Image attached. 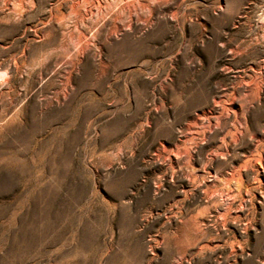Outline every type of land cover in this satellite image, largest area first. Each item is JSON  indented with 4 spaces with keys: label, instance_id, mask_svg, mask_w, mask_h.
Masks as SVG:
<instances>
[{
    "label": "rangeland",
    "instance_id": "374dc122",
    "mask_svg": "<svg viewBox=\"0 0 264 264\" xmlns=\"http://www.w3.org/2000/svg\"><path fill=\"white\" fill-rule=\"evenodd\" d=\"M0 264H264V0H0Z\"/></svg>",
    "mask_w": 264,
    "mask_h": 264
}]
</instances>
